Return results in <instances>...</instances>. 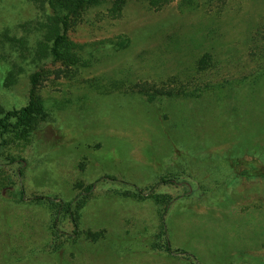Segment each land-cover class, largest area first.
<instances>
[{
  "label": "rangeland",
  "instance_id": "1",
  "mask_svg": "<svg viewBox=\"0 0 264 264\" xmlns=\"http://www.w3.org/2000/svg\"><path fill=\"white\" fill-rule=\"evenodd\" d=\"M49 16L0 0V117L41 102L27 138L0 131V264H264V174L242 165L264 163V0L90 6L78 66L47 55Z\"/></svg>",
  "mask_w": 264,
  "mask_h": 264
},
{
  "label": "trees",
  "instance_id": "2",
  "mask_svg": "<svg viewBox=\"0 0 264 264\" xmlns=\"http://www.w3.org/2000/svg\"><path fill=\"white\" fill-rule=\"evenodd\" d=\"M33 1L46 2L50 14L49 18L55 21V27L53 31H51L52 34L49 37V39H47V44H46L47 52H48L47 55L53 57L56 60L63 62L66 65L78 66L83 61V57L85 53V44L70 39L67 34L68 26L70 24V19L72 20L73 15H77L81 13L84 9L90 6L98 5L103 2L109 3L112 12H120L124 4L128 0H33ZM139 1L146 2L147 4H151L154 7H160L163 4L167 3L169 0H139ZM123 40H125V42L127 41V39L125 38H123ZM259 73L261 74L259 76L260 78L264 77V69H261ZM39 77H40L39 71H36L32 74L31 76L32 90H35V88L37 87ZM145 95H146V102L149 104L150 102H154L159 98H160L159 99L160 103H166L167 101L165 99L168 100L169 98H173V93L171 92L153 91V92H146ZM40 103H41L40 100L38 98H35L33 92H31V99L27 105L23 106L19 110H12L7 112L5 116H1L0 117L1 136L11 132L12 124L9 122V119L11 117H14L17 121L16 126L18 129V136L15 134L13 135H15L19 139L27 138L33 129L35 112L37 111V108L40 107L41 105ZM6 143L7 140L2 138V142H0V152L3 150V147L5 146ZM249 164L246 161H244V163L242 164L244 167L248 169L247 172H249V174H253V175L264 174V163L260 162V160L254 167H252ZM165 181H171L173 183H176L173 179H168ZM130 184L133 185V190H132L133 194L138 197L148 195L150 192L152 193L155 190V185L148 187L146 190L138 185L132 183ZM93 187L94 184L85 187L83 193L84 198L87 197V194H90L93 191ZM188 193H190L189 190ZM44 197L47 198V196ZM19 198L20 199L24 198L23 190L20 191ZM47 199L52 201V199L50 198ZM171 201L172 200L168 201L163 208L162 221L164 226H165L164 217ZM76 204L79 205L80 203L76 202ZM55 205H56L57 215L56 218H54L53 220L54 223L53 227L59 230L57 228V222H58L57 217H58V212L60 210V204L57 203ZM70 207L71 205L68 206V212L70 214L71 219L74 220L75 222V216L73 212L69 210ZM95 234L96 233H94V235ZM97 235L99 236L100 233L97 232L96 236ZM165 249L166 251L171 252V248L169 246L168 240H166L165 242Z\"/></svg>",
  "mask_w": 264,
  "mask_h": 264
}]
</instances>
